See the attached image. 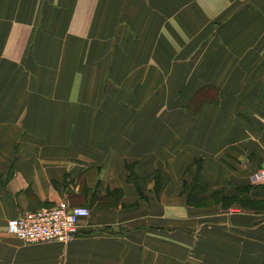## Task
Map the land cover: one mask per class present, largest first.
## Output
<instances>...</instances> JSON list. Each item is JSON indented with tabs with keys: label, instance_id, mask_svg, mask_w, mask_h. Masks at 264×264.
<instances>
[{
	"label": "crops",
	"instance_id": "0c3cea01",
	"mask_svg": "<svg viewBox=\"0 0 264 264\" xmlns=\"http://www.w3.org/2000/svg\"><path fill=\"white\" fill-rule=\"evenodd\" d=\"M263 167L264 0H0V264H264V213L221 205ZM61 203L71 242L7 233Z\"/></svg>",
	"mask_w": 264,
	"mask_h": 264
},
{
	"label": "built area",
	"instance_id": "2783aa9c",
	"mask_svg": "<svg viewBox=\"0 0 264 264\" xmlns=\"http://www.w3.org/2000/svg\"><path fill=\"white\" fill-rule=\"evenodd\" d=\"M250 180L253 186L264 185V167L251 173ZM89 216L90 210L86 207H70L61 203L9 220L7 233L25 244L68 243L77 235L80 222Z\"/></svg>",
	"mask_w": 264,
	"mask_h": 264
},
{
	"label": "trees",
	"instance_id": "16d2710c",
	"mask_svg": "<svg viewBox=\"0 0 264 264\" xmlns=\"http://www.w3.org/2000/svg\"><path fill=\"white\" fill-rule=\"evenodd\" d=\"M202 91L199 93L201 94ZM203 95L201 96V101H203ZM200 100V99H199ZM197 101V103H200L201 101ZM199 171H200V165L198 164L195 168L194 172V187L191 190V192L194 190L197 192L196 195H192V193H189L188 195V204L196 206L200 203L199 199V191L203 190V187L201 184H199L200 178H199ZM263 186V185H261ZM258 187V186H256ZM260 187V186H259ZM221 205L223 209H230L234 206H239L243 209H250L251 211L258 212V213H264V200H259L251 196L250 194V188L243 187L240 189V193L237 195H233L231 197H225L223 196L221 199Z\"/></svg>",
	"mask_w": 264,
	"mask_h": 264
},
{
	"label": "rangeland",
	"instance_id": "374dc122",
	"mask_svg": "<svg viewBox=\"0 0 264 264\" xmlns=\"http://www.w3.org/2000/svg\"><path fill=\"white\" fill-rule=\"evenodd\" d=\"M168 75H170V74H164V79H163V82L164 81H168L169 80V76ZM116 81L118 82V83H121V84H119V90H116L117 92H118V94H116V104L114 105V109H115V111L116 112H120V113H122V114H124V115H126V101H120V99L122 100L123 98H126V88H123V85L124 84H126V72L123 74L122 72H120L119 74H118V76H117V79H116ZM167 87L169 86V84H167L166 85ZM171 86V85H170ZM116 89H117V86H116ZM152 91H154L153 89H151V87H146V88H143L142 90H141V88L140 89H136V93H140V92H146V93H151ZM156 91H157V93H156V99H155V102H158L159 100L161 101V103H162V105H160V104H158L157 105V108H156V112H160L161 113V106H162V108H163V111H169V108L167 107V106H169V105H166L165 104V101H164V99H165V96H166V89H165V86H163V87H161V88H157L156 89ZM133 94V93H132ZM202 94H204V92L202 91ZM169 95V94H168ZM167 95V96H168ZM101 96H105V95H101ZM151 96H154L153 94H151ZM134 104H131V108L133 109L134 108ZM151 106H153V105H146V109H149V112L150 111H152V110H154L155 108L154 107H151ZM95 109H96V112H99V111H101L102 109H103V106H95ZM7 111V110H6ZM148 112V113H149ZM152 113V112H151ZM122 129V127H120V124H118V125H116L115 126V128H114V133H117L118 134V131L119 130H121ZM114 138H119V139H121L122 137H114ZM118 147V146H117ZM119 147L121 148V149H123L124 148V150H126V148L125 147H122V146H120L119 145ZM126 153V152H125ZM121 156H124L125 154L124 153H122V152H120L119 153ZM256 171V170H255ZM254 172V171H253ZM252 172V173H253ZM208 202H205L204 203V205H206ZM212 203V202H211ZM209 204H210V202H209ZM201 205H203V203H199L198 204V207H200ZM43 218V217H42ZM44 219V218H43Z\"/></svg>",
	"mask_w": 264,
	"mask_h": 264
}]
</instances>
